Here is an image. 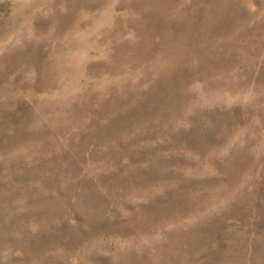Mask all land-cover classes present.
<instances>
[{
  "label": "rangeland",
  "instance_id": "obj_1",
  "mask_svg": "<svg viewBox=\"0 0 264 264\" xmlns=\"http://www.w3.org/2000/svg\"><path fill=\"white\" fill-rule=\"evenodd\" d=\"M0 264H264V0H0Z\"/></svg>",
  "mask_w": 264,
  "mask_h": 264
}]
</instances>
